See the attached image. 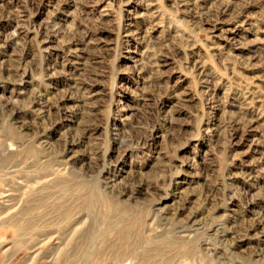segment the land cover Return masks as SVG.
Wrapping results in <instances>:
<instances>
[{
    "label": "rangeland",
    "instance_id": "obj_1",
    "mask_svg": "<svg viewBox=\"0 0 264 264\" xmlns=\"http://www.w3.org/2000/svg\"><path fill=\"white\" fill-rule=\"evenodd\" d=\"M45 242L264 264V0H0V264Z\"/></svg>",
    "mask_w": 264,
    "mask_h": 264
},
{
    "label": "bare ground",
    "instance_id": "obj_2",
    "mask_svg": "<svg viewBox=\"0 0 264 264\" xmlns=\"http://www.w3.org/2000/svg\"><path fill=\"white\" fill-rule=\"evenodd\" d=\"M17 204V203H16ZM8 210H10L9 208L7 209V211ZM56 239V238H55ZM55 239H54V237L53 238H50V242H53V241H55ZM43 245H45V246H47L48 244H47V242H45V243H43L40 247H37V248H35L36 249V251L35 252H37V253H35L34 255H35V258L33 259V262H32V264H63L62 262H65V260L63 261V259L62 258H56V259H51V260H48V259H44V254H45V251H46V249H47V247H45V246H43ZM23 247V246H22ZM23 249L20 247L19 248V251H22ZM18 251V252H19ZM24 252H26V251H24ZM32 259V258H31ZM10 260V259H9ZM16 261V260H15ZM18 261V260H17ZM16 261V262H17ZM83 261V260H82ZM28 262V261H27ZM89 263V262H88ZM15 264V263H14ZM64 264H66V262L64 263ZM81 264V263H80Z\"/></svg>",
    "mask_w": 264,
    "mask_h": 264
}]
</instances>
